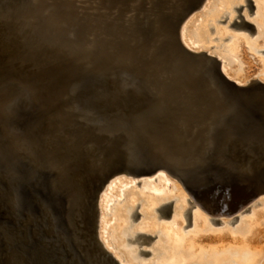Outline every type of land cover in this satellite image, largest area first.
Here are the masks:
<instances>
[{
	"label": "water",
	"instance_id": "obj_1",
	"mask_svg": "<svg viewBox=\"0 0 264 264\" xmlns=\"http://www.w3.org/2000/svg\"><path fill=\"white\" fill-rule=\"evenodd\" d=\"M206 0H0V264H120L99 201L165 169L233 212L264 191V82L186 47Z\"/></svg>",
	"mask_w": 264,
	"mask_h": 264
},
{
	"label": "bare ground",
	"instance_id": "obj_2",
	"mask_svg": "<svg viewBox=\"0 0 264 264\" xmlns=\"http://www.w3.org/2000/svg\"><path fill=\"white\" fill-rule=\"evenodd\" d=\"M206 1L204 2V4L206 3ZM257 2H259V4H258V8H257L258 12H256V16H258L257 19H258L259 23H257V22L256 23L259 24V30H260V31H258V34L261 31H262L261 33L263 34L264 31L261 27L264 28V0H257ZM232 5H233V0H226V6H227V9L229 11L232 10ZM196 11H194V13ZM233 11H234V7H233ZM194 13H192L191 15H193ZM220 13L221 12H217V13L212 14L206 18V20L197 29V31H198L197 33L199 34L200 37H204L209 33L207 20L210 18L211 20L216 21L220 17ZM230 13H231V16H230L229 20L231 21V23H234L233 21L235 20L236 15H233L232 12H230ZM184 23H183V25H184ZM231 23H230V25H231ZM183 25H182V28L180 30L181 42L186 47H189L193 51L199 52L200 49H198V50L194 49L188 44V42H186V40H185V29H186L187 25L186 24L184 26ZM230 25L228 27H230ZM221 27L222 26H218L217 30H218L219 34H221V36L224 37V33H223L224 30ZM261 33L259 34V36L262 35ZM263 38L264 37H262V39ZM245 40L247 42L246 44H249L248 38H246ZM228 43H229L228 48H229L231 54L227 53V55L233 57V59L235 60L234 68H235V70H236V68H238V69H237V71H232V70L229 71V69L225 68L224 65H222L223 73L228 78L232 79L233 81L237 82L240 85H247L249 83H252L249 80L251 78L249 76L248 71H247V73L241 72L240 66H239V64H242V63L247 65L249 62L247 50H246V48H244L245 43H244L243 37L240 35L233 36L229 40ZM255 44H257V45H255ZM255 44H254L255 45L254 47L256 49H258V50L262 49L259 46V43H256V41H255ZM260 80H262V82H264L263 78H260ZM160 170H165V169H160ZM121 174H125V173H121ZM168 174H169V177H172V178L174 177L172 174H170V173H168ZM118 175H120V174H118ZM125 175H127V174H125ZM128 176H133V175H128ZM133 177H135V176H133ZM157 177H159V179H160L162 177L165 178L166 176H165V174H159ZM174 178L176 180L178 179L177 177H174ZM153 180H152V182H153ZM118 181H117V183H118ZM164 181H166V183ZM179 181L181 182V186H183V188L179 184H175V182L171 181L170 179H169V182H168V180L163 179L162 182H164L165 184L168 183V185H170L171 182H173V184H175V185H173V188H169V191L167 190L168 192H165L163 190L164 188H168L167 185H165L163 183L162 184L160 183L161 185L155 184V185H158L157 186L158 188H160V191H157L155 193V195L149 194L150 192L147 193L148 192L147 188L145 189L146 192L144 191L145 193H147V195H146V197H144L146 202H143L144 206H142V207L143 208L146 207V209L144 212V217H142L140 222H138V225H141V226H139L140 228L138 227V229H142L145 226H147L146 229H149L148 227L154 228V223L152 221L155 220V217H157V216L160 217L161 211L159 209L162 208L163 205H165L164 201H166L168 199H169V201H170V199L177 200L175 202V206H177V208H176L177 212L175 213V217H174L177 219V222L175 220V222L173 224H168V223L162 224V228H161L162 234L159 235L158 239L156 240L157 242H155L156 247L165 251L161 255V260H163L165 262H170V263H174V262L182 263L183 262L182 264H258L260 259L264 256V246L261 245V243L256 240L255 236L249 237V234H251L252 231L256 230L259 232V230H260L259 227H257L260 224V218L255 216L256 214H254L253 216H251L249 218H245V220H242L240 225L238 226V229L244 230L246 232V235L242 239H231L229 237H217V238L203 239L202 237L196 238L194 236H191V234H189V233L183 234L182 231H183L184 224H182V222L180 221V218L183 216L182 212L187 207L189 197H192L197 203V206H195L194 212H193V224L191 225L192 229L194 230L193 234H195V232H197V231H202L207 226V223L205 224V221H204L205 220L204 216H203L201 210H199V209L202 207V205L212 207L213 205H215V201H214V199H212V197H209V196H206V197L205 196H203V197L198 196V197H196L194 194H192L190 192V190L182 183V181L180 179L177 180V182H179ZM121 184H123V183H121ZM126 184H127V182H126ZM130 184H131V182H130ZM113 185H115V184H113ZM124 185H125V183L123 184V187H124ZM145 185H147V184H145ZM151 185H152V183H151ZM126 186H128V187H126ZM126 186L125 187L130 191L127 194L128 195L127 199H129V203L127 204V206H126V204H122L123 205V206L121 205L122 207L117 206V208H115L116 210H114L115 213H113L115 215H118V217H120V220L123 219V215L125 214L124 210H122V209H125V207H126V209L129 208V210L132 209V207L135 206V199L137 196V192H135L136 191L135 188H134V190L130 188V186L134 187V185L132 186V185L128 184ZM120 187H122V186H119V189H120ZM154 187H156V186H153L152 190L155 189ZM111 189L113 190V186L112 187L110 186V191H111ZM120 190H121V192L118 191V192H120V194L118 193L119 195H121L122 192H125V190L122 191L123 189H120ZM184 190H185V192H184ZM116 191H114V192H116ZM175 191H176V194H175ZM153 192H155V190ZM261 193H264V191H262ZM108 194H111V192ZM186 194H187V196H186ZM114 195H116V194H114ZM101 196H102V194H101ZM107 196L110 198L111 195L110 196L106 195V197ZM175 196H177V197L175 198ZM107 200H108V198H106V201ZM110 200H112V199H109V201ZM109 201H108V203H109ZM127 202H128V200H127ZM156 202L159 204V206L156 205L157 204ZM109 204L111 205L113 203H109ZM263 206H264V201H263ZM99 212H100V209H99ZM152 212L153 213L155 212L157 215L152 214ZM102 219H103V216H102ZM99 222H100V220H99ZM103 224H104V222H103ZM127 227H128L127 225H124V224H122V222H120L117 225L116 229H117L118 233H116V234H123V237H125L127 235ZM107 228H108V225L106 226L104 224L103 230L102 231L100 230V238H102L101 240H102L104 246H106V249L108 248L110 251H112V247L108 244V241L105 238ZM117 237H119V236L117 235ZM120 238H122V237H120ZM112 254L116 255V257L119 259L120 263L129 264L128 262H126V260H123L115 252L112 251ZM243 257H245V258L243 259Z\"/></svg>",
	"mask_w": 264,
	"mask_h": 264
},
{
	"label": "flooded vegetation",
	"instance_id": "obj_3",
	"mask_svg": "<svg viewBox=\"0 0 264 264\" xmlns=\"http://www.w3.org/2000/svg\"><path fill=\"white\" fill-rule=\"evenodd\" d=\"M234 1L235 0H233V3H234ZM245 2H246V4H240V5H237L236 7H234V11L236 12V14H235L236 17H235V20L233 21L234 23H231V25L228 29H231L232 26H233L232 28H234V29H244L246 32V37L251 38L258 31L257 24L252 20V18L255 17L257 5H256L255 0H245ZM205 4H208L209 6L211 5L210 8H206V9L200 8L199 9L200 11L197 10L200 12V14L202 16L204 15V13H206L204 15L205 16L204 20L203 19L201 20L202 22L200 23V26L206 20V18L208 16L215 14L217 12H221L220 17L217 19L218 24H225L229 20L228 15L230 14V12H224L223 13L221 11L222 6H224L226 8V11H229L227 9V6H226V0H208ZM245 9H246V12L248 13L249 18L244 13ZM223 15H225V16H223ZM197 16L200 17L199 15H197ZM193 18H195V15ZM191 20H192V18H191ZM191 20L189 21V23L187 24L186 29H185V40H186V42H188V44L192 48L197 49V50L200 49L199 52H202V53H205V54H208L210 56L215 57L223 65V60H222V58H220L221 56H219L218 54H213V53L217 52L220 55H223V52L224 53L226 52L227 40L231 39L233 36L222 38L223 36L220 37L218 35L217 36L214 35L216 33L219 34V32L217 30L218 26H216L217 24H215V26H216L215 27L213 24H211L210 25L211 35H214L215 37L212 39V43H209L210 47L208 48V47H206L207 41H205V40L210 39L209 38L210 37L209 26H208V29H209L208 32L209 33L206 36L200 37L199 34L197 33L198 31L196 30L193 32V35H195L193 38V35H191L192 30L189 29V31H188V28L190 27V24L192 26H196V23H195V20L191 23ZM209 21H211L210 18L207 20V23ZM227 34L231 35L233 33H229L227 31ZM215 41H217L218 43H214ZM202 42H204L205 47L203 44H199ZM258 51L262 52V54H259L257 52H255V54H252V56H253L252 59L255 62L254 66H255V69L257 71L255 69H254V71H250L248 64L247 65L243 64V63L239 64L241 72L247 73V71H248L249 76L251 78V79H249L250 82H262V80H260V78L264 79V62L262 60L264 57V49L262 51L261 50H258ZM247 54H248V56L250 55V53H248V51H247ZM260 56L262 57V59H260ZM229 57H231V56H229ZM230 60L232 61V63L231 62H229V63H230V65L232 64V67L228 68L229 71L230 70L237 71L238 68H236V70L234 68L235 60L234 59H230ZM158 178L159 177L155 178V181H157ZM142 182H143V178L137 180V182H136L137 186L139 185V187H140ZM154 195H155V193H154ZM212 199H214V198H212ZM164 204H165V205H163L164 207L162 206V208L159 209L161 211L160 212L161 215L156 220L159 223L161 222V219H166L168 221L172 220L173 215H174L175 199H170V201H168L167 203H164ZM261 204H262V201H255L253 204L246 206L244 209L236 210L233 212H231L224 205H222V204L220 205L219 203H215V205H213L212 207L202 205V207H201L202 213L204 214V216L208 220L207 225L212 227L213 229L208 228L207 230H205L206 229V227H205L202 231L195 232V234H193L194 231L188 232V233L191 234V236H194L196 238L202 237L203 239L217 238V237L234 238L230 232L233 229H235L236 226L239 224L240 220L244 218L242 215L249 213L247 215V216H249L251 214V212L253 211V210H251V207L261 205ZM140 206H141V201L138 202L134 207V210H133L134 215L132 214V218L129 221L130 222L129 224L131 227L136 225V223H138L140 221V218L143 215L141 210H140ZM195 206H197L196 201L192 197H189L187 207H186V210L184 213V220L186 221L184 224V231L190 230V226L193 224V212H194ZM223 217H228L230 219L225 221L223 219ZM130 226L127 227V235L125 236L127 238L126 239L127 245H129L130 243H134V245H136L139 252H137V253H134V252L117 253L115 250H113V247L111 246L112 251L115 252L118 256H120L123 260H126V262H128L129 264H147V263H142V262L151 257L152 259L150 262H148V264H182L183 263V262L182 263H180V262L170 263V262H165V261L161 260V255L165 251L161 250L158 247H155L156 251H154V253H153L152 248L154 246V242L158 239L159 235L162 234V229H161L162 226L159 229L151 228V227H148L149 229H146L147 226H145L142 229H134L132 233L130 231ZM224 226L227 227V230H228L227 232H225L224 230H219L220 228H223ZM257 227H259V226H257ZM259 229H260V227H259ZM212 231H214V232H212ZM206 232H208V234ZM188 233H186V234H188ZM234 233H238V235H239L235 239H242L246 235V232L244 230L238 229V226H237L236 230H234ZM252 233H253V231L251 232V234H249V237H254L252 235ZM110 241L113 244V246L115 247L116 246L115 242H113L112 239ZM148 246H151V248H146ZM108 251L112 254V251H110L109 249H108ZM112 255L119 262V259L116 257V255H114V254H112ZM244 258L245 257H243V259ZM135 261H137L138 263ZM120 264H122V263H120ZM258 264H264V256L260 259Z\"/></svg>",
	"mask_w": 264,
	"mask_h": 264
},
{
	"label": "rangeland",
	"instance_id": "obj_4",
	"mask_svg": "<svg viewBox=\"0 0 264 264\" xmlns=\"http://www.w3.org/2000/svg\"><path fill=\"white\" fill-rule=\"evenodd\" d=\"M208 1V0H207ZM206 1V2H207ZM244 2L242 3V4H246V2H245V0H243ZM256 1V5H257V8H258V4H259V2H257V0H255ZM213 2V1H212ZM216 3V2H215ZM214 4V3H213ZM234 6L232 5V10L231 11H226V8L224 7V6H222L221 7V11L224 13V12H232L233 13V15H235L236 14V12L235 11H233V7H235V6H237V5H240L241 3L239 2V0H235L234 1ZM208 4H204L201 8H204V9H206V8H210V6L208 5ZM214 6V5H213ZM203 9V10H204ZM199 10V9H198ZM200 11V10H199ZM199 11H196L193 15H191L190 16V18H188L187 19V21L184 23V25L186 24L187 25V23H189V21L191 20V18H192V20H191V23L195 20V23H196V26H192L191 24H190V27L188 28V31H189V29H191L192 30V33H191V35H193V32L194 31H196L199 27H200V23L202 22L201 20L203 19L204 20V15L206 14V13H204V15L202 16L201 14H200V12ZM256 12H258V10L256 9ZM208 13V12H207ZM244 13H245V15L248 17V13L246 12V9L244 10ZM194 15H195V18H193L194 17ZM197 15H199L200 17H198ZM226 15V14H225ZM225 15H223V16H225ZM258 15V14H257ZM197 16V17H196ZM230 16H231V13L228 15V17L230 18ZM223 18V17H222ZM249 18V17H248ZM258 16H256V14H255V17L254 18H252V20L256 23H259L258 22ZM257 19V20H256ZM230 23H231V21L230 20H228L225 24H218V22H217V20L215 21H213V20H211V21H209L208 22V26H209V29H210V25L211 24H213L214 26H215V24H217L216 26H222L221 28H223V30H224V37H231V36H235V35H240V36H242L243 37V40H244V43H245V48L247 49V51H248V53H250V55L248 56V59L250 60L249 62H248V66H249V70L250 71H254V69H255V66H254V64H255V62L253 61V56H252V54H255V52H257V53H259V54H262V52H259L254 46L255 45H257V44H255V41H256V43H259V46L262 48L261 50H263L264 49V38L262 39V37H264V33L262 34L261 32V34L263 35H260L259 36V34H258V31H260L259 30V24H257V27H258V31L250 38V37H246V32H245V30L244 29H234V28H232L231 27V29H228L229 27V25H230ZM183 25V26H184ZM215 26V27H216ZM262 29H263V31H264V28L263 27H261ZM227 31L229 32V33H233V34H231V35H228L227 34ZM221 33V32H220ZM222 33V34H223ZM214 35H218V36H220V37H222L221 36V34H218V33H216V34H214ZM214 35H211V29H210V39H208V40H205V41H207V45H206V47H210V45H209V43H212V39L215 37ZM194 36L195 35H193V38H194ZM262 36V37H261ZM224 37H222V38H224ZM246 38H248V43L249 44H246L247 42H246ZM196 39V38H195ZM229 40L230 39H228L227 40V42H226V52L224 53L223 52V55H220L219 53H217V52H214L213 54H218L219 56H221L220 58H222V60H223V65H224V67L225 68H231L232 67V64L230 65V63L229 62H231L232 63V61L230 60V59H233V57H229L228 55H227V53L229 54L230 53V50H229V48H228V42H229ZM204 41V42H205ZM204 42H202V43H199V44H203L204 45ZM214 43H218L217 41H215ZM206 44V43H205ZM251 44V45H250ZM255 44V45H254ZM250 45V46H249ZM262 45V46H261ZM204 47H205V45H204ZM211 50V49H210ZM213 52V51H212ZM221 53V52H220ZM231 54V53H230ZM260 59H262V57L260 56ZM263 62H264V57H263ZM256 70V69H255ZM257 71V70H256ZM159 174H165V178L164 177H162V178H158V180L157 181H155V178H157V176L159 175ZM143 178V182H142V184L140 185V187H139V185L137 186V184H136V182H137V180H139V179H142ZM154 179V181L153 182H151L152 180ZM163 179H165V180H168V182H169V179L171 180V181H173V182H175V184H179L180 186H181V182L179 181V182H177V180L173 177H169V174L165 171V170H160V171H158L157 173H155V174H152V175H149V176H145V177H133V176H128V175H125V174H120V175H117L108 185H107V187H106V189L103 191V193H102V196H101V198H100V201H99V209H100V224H101V226H99V235H100V230L102 231L103 230V228H104V224L107 226L108 225V228H107V232H106V234H105V238H106V240L108 241V244L110 245V246H112L113 247V250H115L117 253H120V252H125V253H127V252H134V253H137V252H139L138 251V249H137V247H136V245H134V243H130L129 245H127V238L126 237H123V234H116V233H118L117 232V225L120 223V222H122V224H124V225H127V226H130V219L132 218V214H133V210H134V207L135 206H133L132 207V209H130L129 210V208H127L126 209V207H125V209H122V210H124V212H125V214L123 215V219H121L120 220V217H118V215H115V214H113V213H115V211L114 210H116L115 208H117V206H121L122 204H126V206H127V204L129 203V199H127V197H128V193L130 192L126 187H128V186H126V185H134V187H131L130 186V188L131 189H133L134 190V188H135V192H137V196H136V199H135V205L138 203V202H140L141 201V206H140V210H141V212H142V217H144V212H145V209H146V207L145 208H143L142 206H144L143 205V202H146V200H145V198L144 197H146V195H147V193H149V194H154V193H156L157 191H160V188H158L157 186L158 185H155V184H165L166 183V181H164V182H162L163 181ZM119 180V181H118ZM117 181H118V183H117ZM126 182H127V184H126ZM130 182H131V184H130ZM173 182H171V184L170 185H168V183L167 184H165V185H167V187L168 188H164L163 190L165 191V192H168L169 191V188H173V185H175V184H173ZM121 183H125V185H124V187H123V184H121ZM150 183V184H149ZM151 183H152V185H151ZM113 184H115V185H113ZM145 184H147V185H145ZM154 184V185H153ZM160 184V185H161ZM145 185V186H144ZM110 186L112 187L113 186V190L111 189V191H110ZM119 186H122V187H120V189H123L122 191H124L125 190V192H122L121 193V195H119L120 194V192H121V190L119 189ZM126 186V187H125ZM153 186H156V187H154L155 189H153L152 190V188H153ZM145 187V188H144ZM182 188H183V186H181ZM125 188V189H124ZM129 188V189H130ZM147 188V190H148V192L147 193H145L146 191H145V189ZM130 189V190H131ZM117 190V191H116ZM150 190V191H149ZM155 190V192H153ZM168 190V191H167ZM111 192V194H108V193H110ZM114 191H116V192H114ZM118 191H120V192H118ZM145 191V192H144ZM184 192H185V190H184ZM119 193V194H118ZM111 195L110 196V198L107 196L106 197V195ZM114 194H116V195H114ZM175 194H176V191H175ZM186 196H187V194H186ZM261 196V197H260ZM108 198V200L106 201V198ZM177 196H175V198H176ZM122 198V199H121ZM109 199H112V200H110L109 201ZM178 199V198H177ZM127 200H128V202H127ZM108 201H109V203H113V204H109L108 203ZM169 201V199L168 200H166V201H164L165 203H167ZM177 200H175V202H176ZM255 201H262V204L261 205H257V206H253V207H251V210H253L252 212H251V214L249 215V216H247L249 213H246V214H243L242 216L244 217L243 219H241L240 220V222H239V224L237 225V226H239L240 225V223H241V221L242 220H245V218H249V217H251V216H253L254 214H256L255 216H257L258 218H260V224H259V227H260V230H259V232L258 231H256V230H254L253 231V233H252V235L253 236H255V238H256V240L257 241H259L260 243H261V245H263L264 246V206H263V201H264V193H261V194H259V195H257L252 201H250L249 203H247L246 204V206H248V205H251V204H253ZM157 203V202H156ZM108 205V206H107ZM110 205V206H109ZM157 206H159V204L157 203L156 204ZM123 206V205H122ZM121 206V207H122ZM245 206V207H246ZM177 206H175V211H174V215H173V218H172V220H170V221H168V220H166V219H161V222L159 223V222H157L156 220L158 219V216L157 217H155V220L154 221H152L153 223H154V228H156V229H159V228H161V224H166V223H168V224H173L174 222H175V220H176V222H177V219L176 218H174L175 217V213L177 212ZM109 209V210H108ZM199 209V208H198ZM185 210H186V208H185ZM185 210L182 212L183 213V216L180 218V221L182 222V224H185V220H184V213H185ZM199 210H201V212H202V209L200 208ZM114 211V212H113ZM152 214H156L155 212L153 213L152 212ZM203 214V213H202ZM157 215V214H156ZM102 216H103V219H102ZM113 216V217H112ZM115 216V217H114ZM203 216H204V214H203ZM246 216V217H245ZM122 217V216H121ZM141 217V218H142ZM141 218H140V220H141ZM174 219V220H173ZM204 221H205V224L206 223H208V220H207V218L204 216ZM223 219L226 221V220H229L230 218H228V217H223ZM103 222H104V224H103ZM140 222V221H139ZM226 224V223H225ZM139 226H141V225H138V223H136V225H134V226H130V231L131 232H133V230L134 229H138V227ZM237 226H236V228H237ZM101 228V229H100ZM140 228V227H139ZM213 229L212 227H210V226H206V229L205 230H207V229ZM236 228L235 229H233L230 233L233 235V237L234 238H231V239H235V238H237L239 235H238V233H234V230H236ZM219 230H224L225 232H227L228 230H227V227L226 226H224L223 228H220ZM194 230L192 229V227L190 226V230H188V231H184V227H183V234H186V233H188V232H193ZM212 232H214V231H212ZM115 233V234H114ZM151 233V232H150ZM207 234H208V232H206ZM159 234V233H158ZM104 235V234H103ZM117 235L119 236V237H117ZM116 236V237H115ZM120 237H122V238H120ZM241 237V236H240ZM124 238V239H123ZM102 239V238H101ZM113 240V242H115V244H116V246L114 247L113 246V244L111 243V241L110 240ZM121 239V240H120ZM155 242H157V241H155ZM154 242V246H153V248H152V250H153V253H154V251H156V249H155V247H156V243ZM146 248H151V246H148V247H146ZM151 257L150 258H148L147 260H145V261H143L142 263H147L148 264V262H150L151 261ZM135 262H137V261H135ZM138 263V262H137Z\"/></svg>",
	"mask_w": 264,
	"mask_h": 264
},
{
	"label": "snow or ice",
	"instance_id": "obj_5",
	"mask_svg": "<svg viewBox=\"0 0 264 264\" xmlns=\"http://www.w3.org/2000/svg\"><path fill=\"white\" fill-rule=\"evenodd\" d=\"M239 2L242 4L243 3V0H239Z\"/></svg>",
	"mask_w": 264,
	"mask_h": 264
}]
</instances>
